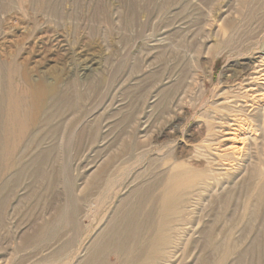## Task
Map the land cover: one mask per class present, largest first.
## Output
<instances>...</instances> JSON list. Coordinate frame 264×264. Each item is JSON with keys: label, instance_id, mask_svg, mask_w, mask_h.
<instances>
[{"label": "rangeland", "instance_id": "obj_1", "mask_svg": "<svg viewBox=\"0 0 264 264\" xmlns=\"http://www.w3.org/2000/svg\"><path fill=\"white\" fill-rule=\"evenodd\" d=\"M263 47L264 0H0V264H264V151L260 180L242 160L167 245L133 210L205 160L220 74Z\"/></svg>", "mask_w": 264, "mask_h": 264}, {"label": "bare ground", "instance_id": "obj_2", "mask_svg": "<svg viewBox=\"0 0 264 264\" xmlns=\"http://www.w3.org/2000/svg\"><path fill=\"white\" fill-rule=\"evenodd\" d=\"M219 52L220 50L215 51L214 55ZM228 72H231L230 66L220 74L207 101L208 107L202 112L205 119L199 126V132L194 134L199 135L200 130L204 129L208 132V137L201 144L195 145L196 151H201V157L205 160H175L169 168L161 169L167 176L152 187L153 191L159 192L151 200L144 201L141 194L135 195L137 203L133 210L137 211V215L145 216L147 212L155 217L152 225L154 232L150 239L153 248L167 245V231L171 233L185 229L187 222L181 225L182 222L195 213L199 200L206 192H212L213 195L218 186H223L224 190L234 195V186L239 181L236 182V179L232 186L229 182L234 170H238L237 166L242 165V160L250 158L248 167L253 172L251 175L258 180L262 177L259 166L256 170L252 166L256 164L255 158L260 163L259 154L264 151V47L256 50L242 69L231 74H227ZM210 74L209 71L208 75ZM193 83L200 84L199 77L196 76ZM220 83H223L221 88ZM200 87L198 97L193 92L180 97L177 109L179 116L188 114L183 105L185 99L199 101L205 96L207 87L203 84ZM141 141V144L145 142ZM241 174L242 171L238 175ZM239 178L241 183H245L246 176ZM144 186L146 185L140 186V192ZM248 189L251 195L264 197V183L250 178Z\"/></svg>", "mask_w": 264, "mask_h": 264}]
</instances>
